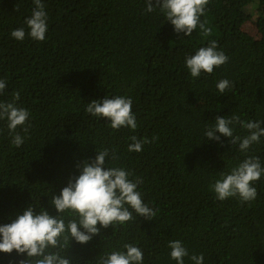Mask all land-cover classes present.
<instances>
[{"label":"trees","instance_id":"obj_1","mask_svg":"<svg viewBox=\"0 0 264 264\" xmlns=\"http://www.w3.org/2000/svg\"><path fill=\"white\" fill-rule=\"evenodd\" d=\"M47 15L44 41L28 36L25 21L34 0H0V102H14L29 113L20 147L12 144L7 120H0V226L31 205L57 214L52 205L85 161L108 150L105 168H121L138 184L151 220L133 219L101 229L81 245L69 242L61 252L71 264H99L125 244L141 249L143 264H176L170 241L179 240L203 264H264V175L254 183L257 197L220 201L213 185L249 156L264 167V137L247 153L221 136L208 140L217 117L260 121L264 127V0H209L191 36L177 34L158 7L147 0H41ZM258 29L260 38L245 30ZM23 28L25 38L11 36ZM227 63L193 78L186 58L211 41ZM230 82L222 95L217 84ZM131 98L137 128L114 130L110 122L86 112L104 98ZM234 136L248 135L240 124ZM217 135H220L217 133ZM143 144L130 152V137ZM115 153L116 159L112 158ZM131 211V209H130ZM99 227V225H98ZM82 230V229H81ZM27 254L0 252V264H20Z\"/></svg>","mask_w":264,"mask_h":264},{"label":"clouds","instance_id":"obj_2","mask_svg":"<svg viewBox=\"0 0 264 264\" xmlns=\"http://www.w3.org/2000/svg\"><path fill=\"white\" fill-rule=\"evenodd\" d=\"M209 0H147V12L156 7L165 14L166 19L174 26V31L191 36L198 27L204 36H210L212 29L201 22ZM35 8L25 23L30 30L28 36L36 41H44L47 32V15L41 0H34ZM258 30V29H257ZM11 36L22 41L25 38L23 28L15 29ZM217 42L211 41L208 46L201 47L195 55L186 58V67L191 77L199 78L202 73L211 74L214 68H219L228 61L223 51H217ZM6 87V82L0 80V94ZM219 92L223 95L230 89L228 80H221L217 84ZM19 93L14 94V102H0V120H7L9 133L12 134V144L20 147L24 138L16 131L20 127L27 132L26 123L29 113L24 108L16 106ZM86 112L94 117L103 118L110 122L114 130L137 128L136 118L132 113V100L122 96L104 98L101 101H92L87 104ZM260 121H241L236 115L231 118L217 117L215 127L209 128L205 135L208 140L220 141L221 136L229 138L231 144L239 143V150L247 153L253 144L260 142L264 137V127ZM233 124H240L246 129L248 135L241 138L234 136ZM219 133L220 135H217ZM130 152L142 151L143 144L137 137H130ZM108 150L97 153L92 161H85L80 166V174L69 180L58 196H53L52 205L57 214L69 213L78 217L70 219L67 224L62 215L52 216L46 210L37 213L29 205L23 214H19L11 222L0 226V252L18 255L27 254V258L20 264H71L69 258L61 255L68 248L71 241L84 245L99 235L100 230L112 227L115 224H124L133 219L134 211L140 217L151 220L155 212L142 200L137 191L139 179L135 182L129 179V173L121 168H105ZM112 158L116 159L115 153ZM264 175L258 157L249 156L230 174L222 176L213 187L216 198L224 201L228 198L238 197L242 203L254 201L257 190L253 186ZM131 209V211H130ZM99 225V227H98ZM82 229V230H81ZM170 257L176 264H184L188 251L179 241H170ZM125 252L112 251L100 258L99 264H143V253L140 248L125 244ZM190 259L194 264H203V255H192Z\"/></svg>","mask_w":264,"mask_h":264},{"label":"rangeland","instance_id":"obj_3","mask_svg":"<svg viewBox=\"0 0 264 264\" xmlns=\"http://www.w3.org/2000/svg\"><path fill=\"white\" fill-rule=\"evenodd\" d=\"M245 30L248 31L249 33H251L255 38H260L261 37V35L258 32L257 28H255L251 24H247L246 27H245Z\"/></svg>","mask_w":264,"mask_h":264}]
</instances>
